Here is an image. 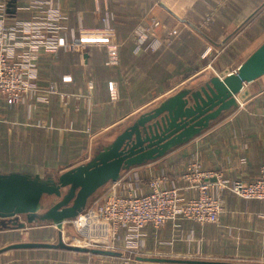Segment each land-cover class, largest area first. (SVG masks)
Masks as SVG:
<instances>
[{"label": "crops", "instance_id": "1", "mask_svg": "<svg viewBox=\"0 0 264 264\" xmlns=\"http://www.w3.org/2000/svg\"><path fill=\"white\" fill-rule=\"evenodd\" d=\"M0 5V18L5 19L0 35L8 31L5 27L14 32L9 39L14 60L26 51L21 44L27 35L60 17L66 19L63 34L89 41L87 49L40 56L30 70L40 93L16 104L0 98V172L6 173L45 176L89 160L143 112L183 87L236 70L264 41V0H0ZM154 18L161 21L157 32L162 38L171 29L178 34L169 47L137 54L135 29ZM113 45L119 59L108 63ZM111 81L117 98L111 97ZM52 83L56 91L47 95L44 90ZM238 100L237 107L187 143L123 170L121 193H148L152 179L164 175V186L178 185L185 196L197 195L183 177L194 159L203 169L220 171L231 180L258 178L264 164V75L247 83ZM211 191L224 199L220 223L179 219L159 231L147 225L139 236L131 226H123L117 242L143 256H264V200L244 199L217 187ZM13 226L0 229V247L18 241L14 232L28 234L30 229ZM20 240L44 239L24 235ZM120 257L11 249L0 253V264H108Z\"/></svg>", "mask_w": 264, "mask_h": 264}, {"label": "water", "instance_id": "2", "mask_svg": "<svg viewBox=\"0 0 264 264\" xmlns=\"http://www.w3.org/2000/svg\"><path fill=\"white\" fill-rule=\"evenodd\" d=\"M264 75V41L225 75L214 74L199 85L183 87L152 109L143 112L93 156L63 171L47 174L0 172V229L12 223H61L84 212L91 198L109 182L118 181L123 170L157 160L201 134L224 112L239 105L238 94L247 83ZM55 201L44 209L45 197ZM46 197V198H47ZM45 198V199H46ZM25 220H20V216ZM65 249L107 256L123 252L69 243L59 230L56 241H16L0 247L11 249ZM144 262L175 264H262L204 258L138 256Z\"/></svg>", "mask_w": 264, "mask_h": 264}, {"label": "built area", "instance_id": "3", "mask_svg": "<svg viewBox=\"0 0 264 264\" xmlns=\"http://www.w3.org/2000/svg\"><path fill=\"white\" fill-rule=\"evenodd\" d=\"M0 9H3L1 5ZM64 18L60 17L57 21L48 24L46 28H40L35 33L25 36L26 40L21 45L26 48V51L20 59L16 60H14L13 43L9 42L14 32L10 27H5L8 31L4 33V37L0 35V98L6 99L9 104H16L23 98L30 99L36 92L40 93L39 83L30 70L37 65L41 55L59 49H87L89 41L86 37L75 35L68 38L62 33L66 21ZM1 22H5L3 17L0 18ZM160 25L161 21L154 18L150 23L140 24L135 29L133 39L137 54L150 48L157 50L164 46L169 47L173 43L178 29L169 30L162 38L157 32ZM118 59V47L113 45L109 50L108 63H116ZM44 91L48 95L55 92L56 88L52 83ZM110 92L112 98L118 97L114 81H111ZM124 177L109 183L93 207H87L75 218L82 227L88 224L90 227L91 224L95 225L97 244L92 245L93 247L114 250L127 247L115 246V240L123 226H131L139 236L147 225L159 231L169 222L176 223L179 219H190L200 225L211 222L220 223L221 214L224 211V199L211 191L215 187L226 189L244 199L264 200V164L261 166L258 178L245 181L231 180L220 171L205 170L199 160L194 159L188 164L187 171L183 175L187 182L186 187L198 190L197 195L190 197L185 196L182 187L178 185L164 186L166 180L164 175L152 179L148 193L137 194L133 191L121 193L120 186L123 184ZM128 249L134 254L135 260L143 255Z\"/></svg>", "mask_w": 264, "mask_h": 264}, {"label": "rangeland", "instance_id": "4", "mask_svg": "<svg viewBox=\"0 0 264 264\" xmlns=\"http://www.w3.org/2000/svg\"><path fill=\"white\" fill-rule=\"evenodd\" d=\"M108 185L103 186L91 198L88 204L89 208L93 207V204L95 203V201L102 196V194L106 190V186ZM45 198L43 200L44 209H46L54 201V198L52 196L50 197L48 196L46 199ZM20 220H25L23 215L22 217H20ZM29 226H30L29 227L30 229H28V234H24L25 230H18L17 232H14L13 236L16 237L15 240L19 241L22 238V236L29 235V236H36L44 240L56 241L59 236V230L62 229L64 232L65 240L69 243H76V244L81 243V244H87L89 246H92V245L94 246V244H97L95 240L96 233L94 232L95 225L91 224V227H93V229L90 227V225H86L82 227L80 222L76 221V219L65 220L61 223H32V224H29ZM4 235L6 236V234ZM6 237H11V236L7 235ZM118 239L119 238L115 240V246L123 247L124 244L120 245V243L117 242ZM9 243H12V241ZM119 251L125 252L124 255L118 259L115 258L116 259L115 261H111L108 264H138L139 263L138 260H135L134 254L127 247H125L124 249L121 248ZM185 258H204V259H214V260L217 259V260L236 261V262L242 261V262H252V263L264 264V256H261V255L257 257H254V256L246 257L242 255L239 256L237 254L228 253L225 255H216V256L201 255V257H188L187 255Z\"/></svg>", "mask_w": 264, "mask_h": 264}, {"label": "bare ground", "instance_id": "5", "mask_svg": "<svg viewBox=\"0 0 264 264\" xmlns=\"http://www.w3.org/2000/svg\"><path fill=\"white\" fill-rule=\"evenodd\" d=\"M89 225V224H88ZM79 245H85V246H89V245H87V244H79Z\"/></svg>", "mask_w": 264, "mask_h": 264}, {"label": "flooded vegetation", "instance_id": "6", "mask_svg": "<svg viewBox=\"0 0 264 264\" xmlns=\"http://www.w3.org/2000/svg\"><path fill=\"white\" fill-rule=\"evenodd\" d=\"M53 198H54V197H53ZM54 201H55V199H54ZM54 201H53V202H54ZM53 202H52V203H53ZM20 217H22V215H21ZM24 218H25V216H24ZM25 219H26V218H25Z\"/></svg>", "mask_w": 264, "mask_h": 264}, {"label": "trees", "instance_id": "7", "mask_svg": "<svg viewBox=\"0 0 264 264\" xmlns=\"http://www.w3.org/2000/svg\"><path fill=\"white\" fill-rule=\"evenodd\" d=\"M49 223H52V222H49Z\"/></svg>", "mask_w": 264, "mask_h": 264}]
</instances>
